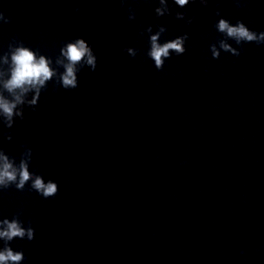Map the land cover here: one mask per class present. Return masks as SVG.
Instances as JSON below:
<instances>
[{"label":"clouds","instance_id":"clouds-1","mask_svg":"<svg viewBox=\"0 0 264 264\" xmlns=\"http://www.w3.org/2000/svg\"><path fill=\"white\" fill-rule=\"evenodd\" d=\"M119 2L123 6L129 3V0H119ZM155 2L158 3L154 9L157 18L172 15L169 0H155ZM172 2L179 8H184L190 0H172ZM191 2H198L203 7H207L210 0H191ZM243 2L244 0H234L237 7L242 6ZM127 12L128 21H134L135 10L129 7ZM215 15H221L219 8L216 9ZM175 18L185 20L188 25L197 19L195 15L181 11L175 12ZM0 22L10 23L11 18L0 11ZM214 27L223 38L217 39L209 46L213 59H219L221 51L240 56V49L233 47L229 40L234 41L238 46L247 43L264 44V31L257 33L250 30L242 21L232 24L228 19L220 18ZM156 28L157 30L153 32L152 25H149L139 29L137 35L147 36L149 47L145 55L154 62L157 70H162L165 61L170 59L173 53L182 56L186 52L185 43L189 36L188 33H184L161 43V36L167 28L164 25H156ZM123 52L134 59L139 49L126 47ZM84 68L95 72L97 56L82 37L64 42L54 57L42 54L38 48L26 46L23 40L13 37L8 43L7 50L0 52V137L7 141L13 139V134L3 129H12L17 120L23 121L25 107L33 112L36 111L41 94L47 90L49 82H54L56 86L65 90L76 89L79 86L78 73ZM21 147L23 151L18 162L15 156L6 154L0 147V192L13 186L16 190L23 191L27 185L30 190L44 199L56 196L59 192L58 184L51 179L46 182L41 174L30 171L33 150L25 143H22ZM21 215L22 210H18L11 219H0V241H3V247H0V264H22L25 259L23 251H14L10 242L16 238L28 241L35 238L31 221L25 224Z\"/></svg>","mask_w":264,"mask_h":264}]
</instances>
